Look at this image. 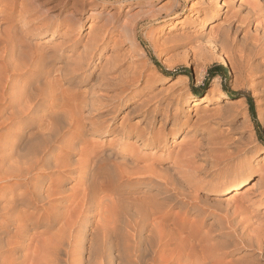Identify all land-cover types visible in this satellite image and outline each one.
<instances>
[{
    "label": "rangeland",
    "instance_id": "374dc122",
    "mask_svg": "<svg viewBox=\"0 0 264 264\" xmlns=\"http://www.w3.org/2000/svg\"><path fill=\"white\" fill-rule=\"evenodd\" d=\"M8 5V0H0V11L6 12ZM54 5L47 4V8ZM260 15L256 0H88L79 15L80 24L68 23L53 35L51 30L41 35L22 34L28 25L14 17L10 35L20 38L27 52L37 49L43 59L30 66L29 72L23 69L15 74L0 66V79L10 80L13 73V82L25 86L32 81L51 95L48 103L54 107L68 104L82 117L87 132L79 139L78 149L71 152L70 162L82 161L83 154L95 148L117 155L118 162L125 157L141 168L150 167L159 175L154 177L156 181L161 182L165 175L180 180L184 173L180 174L177 166L183 167L181 171L190 167L185 158L180 159L187 148L196 142L206 143L214 135L228 133L243 137L250 147L257 148L246 160L258 176L264 168V68L259 66L260 54L252 51L255 56L251 61L255 70L252 75H249L250 70L238 69L237 64L227 60L226 66L222 65L224 72L211 78L210 69L221 64L216 60L217 50L206 41L205 34L211 26L212 31L228 27L233 44L248 55L251 43H264V22ZM47 22L48 18L43 20ZM4 36L2 31L1 41ZM49 38L52 39L44 43ZM97 38L102 40L93 44ZM86 40L91 42V58L83 49ZM9 91L7 93L11 94L15 90ZM216 96L220 99L218 103L213 101ZM198 97L211 98V102L193 106L192 99ZM248 98L254 104V119L249 112ZM152 111H155L154 122H150ZM164 111L167 119L160 124ZM174 116L187 123L175 135L170 131ZM0 121L1 124L2 119ZM149 123H152L155 142L165 141L160 149L154 146L141 149L140 141L126 135L145 131ZM15 125H0V144H4L3 136L7 139L5 134ZM186 141L189 145L183 146ZM192 164L196 171L185 174L188 181L181 180V189L193 195L185 196L183 201L196 204L197 199L212 197L208 194L212 190L210 185L225 173L219 170L205 173L208 164L200 159ZM55 177L59 179L60 175ZM79 179L78 176L68 178L61 185L62 190L68 194L75 192L79 189ZM10 186L7 184L0 195H8ZM154 187L161 188L157 184ZM247 187L239 188V195L234 196L233 190L219 195L216 201L221 203V208L211 202L213 206L205 207L201 216L193 210L181 209L179 204L172 205L163 223L172 229L178 226L177 233L185 244L190 240H203L202 245L209 247L218 239L216 230H220L229 217L230 222L235 220L242 223L241 227H248L254 241L258 238L264 242V197L259 199L247 192ZM155 189L151 194H157ZM59 203L52 201V206L47 207L52 209ZM235 210L237 213L232 220ZM31 211L30 207L23 209L27 216L31 214L36 219L38 213ZM40 229H35L36 233ZM192 231L198 234L196 238L189 236ZM9 237L10 234L9 241H15ZM28 240L25 244H31L29 248H32L39 243L40 236H34L32 243ZM237 256H241V252L223 261L230 262Z\"/></svg>",
    "mask_w": 264,
    "mask_h": 264
},
{
    "label": "bare ground",
    "instance_id": "6f19581e",
    "mask_svg": "<svg viewBox=\"0 0 264 264\" xmlns=\"http://www.w3.org/2000/svg\"><path fill=\"white\" fill-rule=\"evenodd\" d=\"M8 1L7 11H0V33L5 32L2 41L0 37V66L16 74L24 70L29 72L30 66L38 64L43 56L37 49L27 52L26 44L10 35L14 17L28 25L23 31L19 28L22 34L41 35L51 30L53 35L68 23L78 26L79 15L88 0ZM256 2L264 22V0ZM46 3L55 5L47 8ZM47 18L48 22L43 23ZM211 27L205 34L206 41L217 50L216 60L221 65L226 66L229 60L237 64L238 69L250 70L249 75H252L255 70L251 61L258 53L261 57L259 66L264 68L263 42L251 43L247 55L241 47L233 44L227 26L219 31H212ZM51 39L44 40V43ZM100 40L102 38L94 39L93 44ZM90 43L88 40L83 43V49L90 53L88 58L93 55ZM11 76L10 80L0 79V125L17 124L9 128L13 130L5 134L7 139L3 136L4 144H0V191L11 184L10 193L0 195L3 203L0 208V264H264V242L258 238L254 241L248 227H241L242 223L235 220L230 222L229 217L225 218L221 229L216 230L219 231L216 232L218 239L215 238L209 247L202 245L203 240H190L185 244L177 233L178 226L172 229L163 223L172 205L179 204L181 209L193 210L201 216L211 202L221 208V203L216 200L230 190L235 196L241 194L239 188L248 186L247 192L263 198L264 168L255 176L256 170L250 167L246 158L250 153L255 154L257 148L250 147L249 141L225 133L214 135L206 143L196 142L180 157L185 158L190 166L184 171H181L183 167L177 166L179 173H184L180 180L165 175L161 182L156 181L154 177L159 175L150 167L141 168L137 162L125 157L118 162L117 155L95 148L86 151L82 161L70 162L71 152L78 149L79 139L87 132L82 117L68 104L54 107L48 103L51 95L32 81L23 86L13 82L15 77ZM9 90L15 91L8 94ZM213 101L218 103L220 99L216 96ZM210 102L208 97L192 99L193 106ZM38 113L41 115L36 118ZM154 113L151 112L150 122L155 121ZM166 117L164 111L159 123H165ZM151 124L141 133L126 135L140 141L141 149L153 146L160 149L165 141L155 142ZM186 124L174 116L170 131L175 135ZM186 145L188 142H183V146ZM195 159L208 164L205 173L219 170L225 174L210 185L212 190L208 194L212 197L204 196L192 204L183 201L185 196L192 194L181 189V180L188 181L185 174L196 171L192 164ZM57 174L59 179L55 177ZM77 176L80 177L78 190L69 194L62 190L61 185L68 178L77 179ZM156 184L161 188L155 189ZM153 189L157 194H151ZM52 201L60 203L50 209L47 206ZM25 207H30L31 213H38V217L27 216L23 212ZM236 213V210L232 213V220ZM55 226L56 230L51 234ZM38 228H41L40 232L37 230L39 233H36ZM9 234L14 242L8 240ZM195 235L198 234L189 233L191 238H196ZM34 236H40V241L29 248L31 244L26 245L25 240L30 239L28 241L32 243ZM237 252H241V256L230 262L223 261Z\"/></svg>",
    "mask_w": 264,
    "mask_h": 264
},
{
    "label": "trees",
    "instance_id": "16d2710c",
    "mask_svg": "<svg viewBox=\"0 0 264 264\" xmlns=\"http://www.w3.org/2000/svg\"><path fill=\"white\" fill-rule=\"evenodd\" d=\"M158 67H160L158 64H157ZM221 72H224V69L222 67V65H219V66H214L210 69V73H209V76L211 78H214L216 75H218L219 73ZM247 103H248V106H249V112H250V115L251 117L254 119L255 117V109H254V104L253 102L251 101L250 98L247 99Z\"/></svg>",
    "mask_w": 264,
    "mask_h": 264
}]
</instances>
